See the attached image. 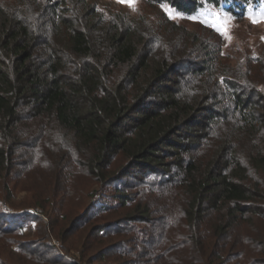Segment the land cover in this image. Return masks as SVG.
Here are the masks:
<instances>
[{
    "label": "trees",
    "instance_id": "16d2710c",
    "mask_svg": "<svg viewBox=\"0 0 264 264\" xmlns=\"http://www.w3.org/2000/svg\"><path fill=\"white\" fill-rule=\"evenodd\" d=\"M145 1L131 14L96 0H0V170L40 174L36 203L51 221L76 175L114 187L135 222L151 212L137 192L163 201L156 230L129 247L102 245L124 232L121 219L97 222L103 206L69 216L81 260L37 255L0 220V264H264V45L231 64L217 38L162 8L242 15L264 0Z\"/></svg>",
    "mask_w": 264,
    "mask_h": 264
},
{
    "label": "rangeland",
    "instance_id": "374dc122",
    "mask_svg": "<svg viewBox=\"0 0 264 264\" xmlns=\"http://www.w3.org/2000/svg\"><path fill=\"white\" fill-rule=\"evenodd\" d=\"M96 1L101 7L128 11L131 14L143 10L146 4L145 0H134L131 6L123 0ZM162 8L166 10L172 20L176 21L178 27L187 31H195L199 35L208 36L210 34L211 39L217 38L223 59L228 60L231 64L235 63L240 57L239 55L257 53L264 45V2L247 5L242 15H234L225 7H216L213 4L187 14L168 5H164ZM209 27H212L220 36L211 35ZM39 177L40 174L26 176L21 164H15L11 168L5 166L0 170V220L6 221L10 225L19 226L21 232L14 234L18 236L16 239L34 243L37 255L40 252L43 254L44 251H49L55 257L63 260H81V255L75 248L79 239L78 234L74 233L68 236L69 234H64V232L69 228L68 217L76 214V219H79L84 210L91 205L106 208L101 213L103 218L97 220L102 225H109L121 219L119 224H115L114 227H117V230L123 229L124 232L120 230L117 234H111L102 245H105L107 241H116L129 247L131 242L128 239L133 237V234L145 236L144 228L149 225H152L151 229L156 230L160 219L159 212L163 205L162 197L159 198L161 194L159 191L136 193V200L141 206L146 203L151 205V212L148 215V223L135 222L129 216L132 213V208L120 202V199L114 195V187L111 185L99 187L87 181L83 175H76L74 181L67 185L70 188L71 198L62 208L65 211L64 215L61 213L55 221H51L45 212H41V207L36 203L37 198L34 190L38 193ZM133 191L135 189L131 188L127 192L134 193ZM51 207L53 208V205ZM81 221L79 220L78 223L80 224ZM86 228L87 224L81 223V227L77 231L82 230L81 233H83ZM58 236H64L65 239L62 240ZM139 245L144 247L141 243ZM2 253L3 250L0 248V256ZM82 260V264H88L86 258H82ZM228 262L233 263L234 259H229Z\"/></svg>",
    "mask_w": 264,
    "mask_h": 264
},
{
    "label": "snow or ice",
    "instance_id": "6c2138e0",
    "mask_svg": "<svg viewBox=\"0 0 264 264\" xmlns=\"http://www.w3.org/2000/svg\"><path fill=\"white\" fill-rule=\"evenodd\" d=\"M123 2H127V3H129V5L131 6L132 3L134 2V0H123ZM222 34H224V33H222Z\"/></svg>",
    "mask_w": 264,
    "mask_h": 264
}]
</instances>
